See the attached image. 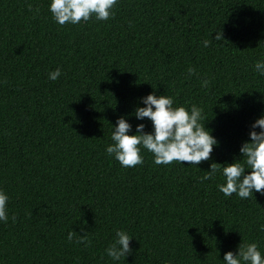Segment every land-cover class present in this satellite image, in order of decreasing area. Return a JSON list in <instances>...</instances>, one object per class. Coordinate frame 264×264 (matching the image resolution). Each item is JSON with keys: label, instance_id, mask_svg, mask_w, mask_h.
Masks as SVG:
<instances>
[{"label": "trees", "instance_id": "obj_1", "mask_svg": "<svg viewBox=\"0 0 264 264\" xmlns=\"http://www.w3.org/2000/svg\"><path fill=\"white\" fill-rule=\"evenodd\" d=\"M48 3L0 0V264H112L104 249L118 229L134 238L118 264H221L240 242L264 254V195L225 197L219 171L199 179L240 158L264 112L252 68L264 56V0H118L107 21L64 26ZM220 29L225 41L204 48ZM153 89L203 108L218 141L209 160L154 165L142 150L143 164L124 168L105 154L119 116L130 135L141 122L151 130L134 109ZM69 230L88 233V246Z\"/></svg>", "mask_w": 264, "mask_h": 264}, {"label": "clouds", "instance_id": "obj_2", "mask_svg": "<svg viewBox=\"0 0 264 264\" xmlns=\"http://www.w3.org/2000/svg\"><path fill=\"white\" fill-rule=\"evenodd\" d=\"M118 0H49L48 11L51 19L58 25H77L86 23L90 19L107 21L114 15V8ZM214 38L204 39L202 46L208 48L212 41L222 43V30L215 32ZM252 68L258 75L264 76V56L255 60ZM188 75H198L191 66ZM61 69L48 72V79L56 81L61 76ZM201 88L207 89L210 79L199 77ZM143 105V106H139ZM139 105L134 109L137 121L145 118L151 124V130L145 131L144 123H137L134 134L132 125L125 116H119L115 125H111V143L105 146V154L117 161L121 167L132 168L142 165L144 157L142 150L152 154L154 165H170L174 161L182 166L199 165L207 161L218 141L205 127L203 108L193 103L188 107L174 106L171 96L157 95L155 89L146 96L139 98ZM248 140L239 148L240 158L232 163L223 165L212 163L210 170L200 177V181H207L215 177L217 171L223 178V183H217V190L225 197L235 194L241 200L253 197L254 193L264 195V112L261 113L250 126ZM250 141V142H249ZM184 167V166H183ZM247 169V170H246ZM8 194L0 188V222L9 220L7 204ZM15 222V215L11 217ZM264 231V223L259 225ZM83 232V229H81ZM85 247L90 243L88 233L77 235L69 230L67 239L73 240ZM134 238L124 230H116L112 242L104 249V253L112 264L125 258L131 252L130 241ZM221 264H264V254L256 242L242 243L235 252L227 251L223 255Z\"/></svg>", "mask_w": 264, "mask_h": 264}]
</instances>
